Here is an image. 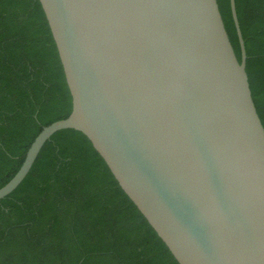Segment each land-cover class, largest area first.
Segmentation results:
<instances>
[{
	"label": "water",
	"instance_id": "95a60500",
	"mask_svg": "<svg viewBox=\"0 0 264 264\" xmlns=\"http://www.w3.org/2000/svg\"><path fill=\"white\" fill-rule=\"evenodd\" d=\"M83 132L180 264H264V125L217 0H40Z\"/></svg>",
	"mask_w": 264,
	"mask_h": 264
},
{
	"label": "trees",
	"instance_id": "16d2710c",
	"mask_svg": "<svg viewBox=\"0 0 264 264\" xmlns=\"http://www.w3.org/2000/svg\"><path fill=\"white\" fill-rule=\"evenodd\" d=\"M239 60L230 0H217ZM252 96L264 125V0H235ZM72 111L40 0H0V187L45 125ZM0 264H180L80 130L46 141L0 199Z\"/></svg>",
	"mask_w": 264,
	"mask_h": 264
}]
</instances>
